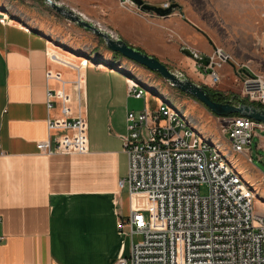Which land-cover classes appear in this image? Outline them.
I'll use <instances>...</instances> for the list:
<instances>
[{"label": "crops", "instance_id": "0c3cea01", "mask_svg": "<svg viewBox=\"0 0 264 264\" xmlns=\"http://www.w3.org/2000/svg\"><path fill=\"white\" fill-rule=\"evenodd\" d=\"M51 1L95 25L107 20L117 38L148 55L155 46H167L168 35L182 39L169 16L154 21L138 18L132 11L121 12L119 0ZM0 14V264H115L129 254L131 243L140 240L117 229L118 220L130 211L127 191L118 185L127 175L121 140L126 135V114L171 103L173 93L135 78L145 94L141 99L128 97L125 80L135 72L131 61L109 50L94 57L78 54L80 49L72 48L63 33H77L74 23L60 18L45 0H0ZM84 59L89 62L80 68ZM204 68L194 63L196 74L190 70L185 77L212 90L222 75L217 72L220 81L212 85ZM230 73L240 93L212 91L236 99L242 86L232 67ZM78 74L85 81L80 104L73 86ZM49 89L65 92L72 113L80 111L85 117L87 153L37 150L38 142L49 139L53 145L63 133L48 131L47 121L59 117L58 108L46 106ZM191 102V107L199 105ZM233 117L237 116L225 119ZM255 148L264 151V139ZM259 193L264 196V190Z\"/></svg>", "mask_w": 264, "mask_h": 264}, {"label": "built area", "instance_id": "2783aa9c", "mask_svg": "<svg viewBox=\"0 0 264 264\" xmlns=\"http://www.w3.org/2000/svg\"><path fill=\"white\" fill-rule=\"evenodd\" d=\"M119 4L144 13L131 0H119ZM209 58L204 73L208 71L216 85L220 81L216 69L231 58L218 49ZM88 62L81 60L78 66L85 68ZM234 73L242 93L236 99L224 97L222 103L246 102L264 108L262 78L247 68ZM125 81L128 97L141 99L145 91L140 82L132 77ZM73 86L80 104L85 89L80 74ZM69 104V96L62 90H47L48 110L59 109V117L47 121L48 131L63 133L53 145L49 139L38 142L41 154L87 153L86 119L80 111L73 114ZM125 121L126 135L121 140L127 175L118 185L127 191L130 211L127 218L118 220L117 229L130 239L140 236V240L131 243L129 254L115 264H264V213L255 212L254 191L233 170L220 146L201 138L185 110L167 101L155 110L128 112ZM218 121L233 155L248 156L254 130L264 131L263 123L245 117L227 121L218 117ZM203 186L208 192L201 196ZM140 197L147 201L145 211L135 206Z\"/></svg>", "mask_w": 264, "mask_h": 264}, {"label": "rangeland", "instance_id": "374dc122", "mask_svg": "<svg viewBox=\"0 0 264 264\" xmlns=\"http://www.w3.org/2000/svg\"><path fill=\"white\" fill-rule=\"evenodd\" d=\"M49 1L52 2L51 0ZM143 1L151 6L162 8H167L172 4L178 5V8L172 11L168 19L174 20L175 26L180 30L182 39L168 35L166 37L168 45L155 46L157 49L151 52V55L155 56L176 75L180 73L186 78L185 75L190 74V70L193 71L195 63L179 51L181 47H188L198 54L204 52L212 53L218 49L229 55L231 60L217 71L222 75L221 83L216 87H210L212 90L223 93H229V91L234 94L240 93L239 83L230 73L231 67L233 70L247 68L252 75L258 76L264 81V0ZM46 3L48 5V2ZM48 7L50 6L48 5ZM129 11L121 9V12L128 13ZM143 12V14H140L132 11L131 14L138 18H148L151 21L163 19L151 12ZM58 15L60 18H64L60 14ZM64 20L62 19L64 23H67ZM92 21L95 22L97 20L92 19ZM98 21L101 26L96 25L97 27L112 31L114 35H117L110 34L113 38L119 37L107 20ZM71 26L77 33H69L67 30H64L63 33L73 43L72 48L80 49L76 51L78 54L94 57L107 50L101 38L84 29H78L79 27L75 24H71ZM78 32L81 35H78ZM131 65L135 68L132 77L146 79L157 88L173 93L171 94L173 101L170 105L184 109L201 138L219 145L221 153L227 154L226 160L231 164L233 170L237 174H245L248 179H243V181L254 191L256 197L254 210L257 213H264V196L259 193L260 190H264V179L259 177L256 172L248 169V167H251L264 177V151L255 148V144L264 139V131L254 130V137L248 156L229 154L227 135L222 137L217 117L210 114L198 102L199 105L191 107V101L196 102V100L189 95L181 94L180 91L173 88L158 74L150 72L133 62H131ZM197 71L201 72L199 69ZM193 73L196 74L194 71ZM207 192V187H200L199 194L201 196L206 195ZM135 203L139 210L145 211L147 209V201L144 198H136Z\"/></svg>", "mask_w": 264, "mask_h": 264}, {"label": "water", "instance_id": "95a60500", "mask_svg": "<svg viewBox=\"0 0 264 264\" xmlns=\"http://www.w3.org/2000/svg\"><path fill=\"white\" fill-rule=\"evenodd\" d=\"M45 1L48 2V5L52 10L63 16L66 20L91 32L96 37L101 38L107 50L120 55L150 72L158 74L173 88L195 99L196 102L200 103L213 116L229 118L237 115L264 124V108L256 107L252 104L234 105L227 101L223 103L217 102L214 100V97H220L219 93L210 91L203 86H199L187 78H178L174 72L154 56L148 55L145 52L128 45L119 38H113L110 34L103 31L92 22L84 20L72 10H68L61 5L50 2L49 0ZM131 1L142 11L151 12L158 17H168L175 8H178V5L176 4H172L167 8H162L151 6L143 0ZM180 52L202 67H208L210 64V58L208 56L198 54L188 47H182Z\"/></svg>", "mask_w": 264, "mask_h": 264}, {"label": "trees", "instance_id": "16d2710c", "mask_svg": "<svg viewBox=\"0 0 264 264\" xmlns=\"http://www.w3.org/2000/svg\"><path fill=\"white\" fill-rule=\"evenodd\" d=\"M210 91H212V90H210ZM223 95L222 94H220V97H219V99L218 100H215V101H217V102H220V103H222V101H223ZM244 104H247L246 102H243ZM254 106H256V107H260L259 105H254ZM261 108V107H260ZM234 116H237V115H234Z\"/></svg>", "mask_w": 264, "mask_h": 264}, {"label": "flooded vegetation", "instance_id": "af4514ba", "mask_svg": "<svg viewBox=\"0 0 264 264\" xmlns=\"http://www.w3.org/2000/svg\"><path fill=\"white\" fill-rule=\"evenodd\" d=\"M219 99V97H214V100H218Z\"/></svg>", "mask_w": 264, "mask_h": 264}, {"label": "bare ground", "instance_id": "6f19581e", "mask_svg": "<svg viewBox=\"0 0 264 264\" xmlns=\"http://www.w3.org/2000/svg\"><path fill=\"white\" fill-rule=\"evenodd\" d=\"M84 19V18H83ZM176 75V74H175ZM177 76V75H176ZM178 77V76H177ZM179 78V77H178Z\"/></svg>", "mask_w": 264, "mask_h": 264}]
</instances>
